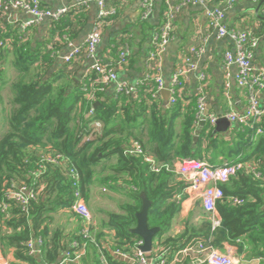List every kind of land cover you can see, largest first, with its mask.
Here are the masks:
<instances>
[{"label":"trees","instance_id":"trees-1","mask_svg":"<svg viewBox=\"0 0 264 264\" xmlns=\"http://www.w3.org/2000/svg\"><path fill=\"white\" fill-rule=\"evenodd\" d=\"M85 23L84 7L75 5L59 20H52L58 40L34 48L26 41L25 31L2 26L0 21L1 124L6 128L0 135V253L12 250L11 264L58 262L72 242L85 241L83 220L73 210L75 189L87 203L97 185L125 195L127 200L121 203L120 211L106 212L107 220L100 228L91 226V235L105 244L99 242L100 250L86 241L88 256L93 258L89 264H103L100 253L109 264H126L117 260L112 250L135 253L142 237L131 229L137 225L142 195L152 202L149 226L159 227L150 253L166 252L171 259L176 251L203 240L221 250L226 243L233 244L240 254L261 257L260 264H264V132L257 135L255 129L244 125L215 134L208 122H196L198 95L184 107L178 85L175 101L163 105L155 93L158 83L154 70L139 84L137 98L117 90L109 96L107 88L101 89L102 83H97L100 75L94 70L76 82L66 68H54V62L58 42L64 35H77V27ZM117 47V58L110 67L119 66L122 45ZM9 54L18 75L11 82V101L6 103L1 91L8 84L5 63ZM96 121L102 122L100 131H95ZM255 125L264 128V117ZM132 141L142 144L143 154L125 153ZM56 153L67 160L60 165L44 161ZM146 156H152L154 164ZM190 159L213 165L253 160L260 175L241 172L220 183L224 195L216 204L218 226H213L200 205L203 218L199 223L188 219L180 233L168 235L187 194V183L175 170L174 161ZM154 165L161 168L155 170ZM72 169L79 176L78 185L68 175ZM22 186L37 191L27 209L9 198L12 189ZM60 212L77 219L74 231L55 226V215ZM37 239L41 240L39 252L32 254L29 242Z\"/></svg>","mask_w":264,"mask_h":264},{"label":"crops","instance_id":"crops-1","mask_svg":"<svg viewBox=\"0 0 264 264\" xmlns=\"http://www.w3.org/2000/svg\"><path fill=\"white\" fill-rule=\"evenodd\" d=\"M80 1L82 0H40L43 7L52 11L63 8L70 9ZM86 1L88 2V6H84L86 23L80 29L79 26L77 27L79 30L77 35L74 37L64 35L62 40L58 42L60 48L55 58L54 68L64 67L77 80L76 82H82L90 72L94 59L83 53L74 55V52L77 48H84L88 34L95 24H98L102 33V40L97 48L98 57L106 61H114L119 50L117 46L119 44L122 46L127 45L129 48L128 60L117 67L119 79L136 85L141 83L145 76L154 70L153 74L160 75L164 83V89L158 90L157 93L163 105L168 106L170 104L171 94L169 88L173 85L175 73L181 68H188L187 58L191 59L192 67L189 68V72L180 78V84L178 85L184 107L191 103L193 96H199L201 93L206 97L207 110L215 114H221L230 109L242 111L247 105V94L238 87L236 82L237 66L230 65L228 67L225 64V52L234 50V43L228 37H218V28L208 16L207 11L214 7L223 9L224 23L228 27L247 30L258 37L259 43L254 51L253 66L255 69L264 70V0H204L203 3L190 5H180L179 0H153L152 10L148 16H145L144 0H106V7L109 9L114 8L116 13L99 21L97 19L100 12L99 4L94 0ZM1 13L0 21L4 23L1 25L25 31L26 41L29 40L34 48L45 42L50 43L58 40V35L54 33L51 25L52 20L48 18L35 22L30 14L21 10L11 9ZM168 14L172 15L173 20L171 38L164 46V50L157 54L155 34ZM193 49H198L200 52L194 54ZM155 54L157 56L156 60ZM68 57L71 58V62H68ZM154 66L156 69L160 67V70L157 69L156 71ZM201 74L205 77L203 80L200 78ZM201 86L203 89L200 91ZM114 92V85L106 89L109 96L113 95ZM262 94L264 96V90ZM215 126H213L214 129ZM231 127L233 126H230L228 130ZM227 131L220 133L225 134ZM179 162V160L174 161V168L177 167ZM99 189L97 191L96 185L92 189V193L93 191L102 192V189ZM103 190L109 191L108 189ZM111 192L114 199H123L118 193ZM100 202H105L106 206L96 208L92 199L87 202L95 208L91 225L96 228H100L101 224L107 220L106 212L111 211L108 208V198H102ZM200 205L199 198L186 194L182 200V209L174 218L168 235L180 233L188 219L190 222L199 223L203 218ZM119 206H116L117 211ZM61 222L62 227L71 232L78 225L77 219L70 217L69 214L62 217ZM83 223L86 226L84 221ZM107 248L110 249V247ZM230 249H234L238 264H260L262 260L261 257H249L248 253L240 254L237 246L229 243L225 244L223 251ZM121 251L125 252L126 250ZM125 253L130 254L128 251ZM160 253H157V251L156 253H148L147 257L150 262H154ZM85 254L87 255L83 259L74 264L92 263L93 258L90 259V256H88V250ZM112 254L119 261L133 264V259L130 257L116 254L115 250H112ZM13 259L12 250L7 249L0 253V262L3 264H11ZM105 260L103 254L100 253V261L106 264ZM186 262L188 264H203L196 257L188 259Z\"/></svg>","mask_w":264,"mask_h":264},{"label":"built area","instance_id":"built-area-1","mask_svg":"<svg viewBox=\"0 0 264 264\" xmlns=\"http://www.w3.org/2000/svg\"><path fill=\"white\" fill-rule=\"evenodd\" d=\"M100 6V12L98 14V21L103 20L116 13L114 8L106 7V0H94ZM152 1L153 0H144L143 6L145 8V16H148L152 10ZM230 1V0H227ZM204 0H179L180 5H190L203 3ZM79 6H88L86 0L78 2ZM21 10L30 14L33 17V21H41L43 19L50 20H59L63 14H65L69 8H63L58 11H52L42 6L40 0H0V13L7 12L9 10ZM208 16L212 19L214 25L218 28V37H228L234 43V50H227L225 52V64L229 67L230 65H236L238 72L236 75V82L238 87L243 89L248 97V103L242 111L230 109L221 114H215L208 112L206 114V97L203 93L199 94L197 102V123L208 122L212 126L216 125V122L220 118H226L231 126H248L251 129H255L257 135H261L264 132L262 126H256L255 123L259 122L261 118L264 117V70L255 69L253 66V57L254 51L258 46L259 40L258 37L252 34L247 30L230 28L224 23V11L219 7H214L211 10L207 11ZM173 28L172 15L168 14L164 23L160 29L155 34V45L157 46V54H160L164 50V46L168 43L171 38ZM102 40V33L98 24H95L94 28L88 34L86 43L83 49L77 48L74 52V55H81L82 53L94 59L91 66V70H94L98 75H100L97 83H102L103 88H108L111 85H114L115 90L125 92L126 94H131L133 97H138L140 92L138 89L139 84L133 85L126 80H120L118 76L117 68L110 67L112 63L104 60L97 55V48ZM83 50V51H82ZM194 54H198L200 50L193 49ZM129 54V48L127 45H123L120 50V58L118 65L125 63V57ZM157 56L155 54V60ZM68 62L71 61V58L68 57ZM188 68L179 69L174 76V81L172 87L169 88L170 91V102L175 101V85L180 84V78L183 77L189 68L192 67L191 59L187 58ZM160 70V67L156 69ZM158 90L164 89V83L160 75H155ZM150 78V74L145 76V79ZM200 78L203 80L205 77L201 74ZM202 86L200 87L201 91ZM155 95V94H154ZM93 112V109L90 110V113ZM102 122H95V131H100L102 128ZM251 137V134L248 135ZM125 153L129 154H143L144 148L142 144L138 141H132L129 146L125 149ZM64 158V159H62ZM61 154L56 153L54 155H48L44 161H48L53 164H62V161H66L67 158ZM146 160L154 164V159L152 156H146ZM43 169V166L41 167ZM155 170H159L161 167H153ZM177 173L186 181L185 191L187 194H191L194 197H197L201 201V205L204 210L208 213V218L212 221L213 226L216 227L220 224V216L217 211V201L220 200L224 191L221 187V182L228 181L231 177L236 176L241 172L251 173L259 176L260 172L258 170V164L256 161H237V162H224L221 165H213L212 163L201 160V159H190L180 161L177 167L175 168ZM68 175H71L75 180V184L79 183V176L72 169ZM37 191L33 188L27 186H22L19 189H12L9 192V198H13L18 201L24 209H27V206L31 199L36 198ZM76 202L73 206V210L77 213L82 220L85 222L86 226L82 229V235L85 241L79 243L74 241L71 243V249L64 252L63 257L56 263L53 264H74L80 261L82 255L86 251L87 240L95 243L100 250V244L94 236L90 233L91 224L93 223V217L89 210L87 203L80 190L75 189ZM238 201V200H236ZM101 244H105L100 242ZM143 243V240H139L135 246V253L128 254L122 252L119 249L115 250V253L122 254L124 257H130L133 259V264H175L183 263L188 259L196 257L200 262L206 264H238V258L234 249L228 251H223L219 248L208 244L203 240H197L192 244L176 251L173 254L172 259H168L165 252L160 253L157 256V260L150 262V259L147 257L148 253L143 252L139 246ZM41 244V240H31L29 242L30 253L35 254L39 252L38 245ZM105 262L108 263L107 260ZM106 263V264H107ZM0 264H3L0 262Z\"/></svg>","mask_w":264,"mask_h":264},{"label":"rangeland","instance_id":"rangeland-1","mask_svg":"<svg viewBox=\"0 0 264 264\" xmlns=\"http://www.w3.org/2000/svg\"><path fill=\"white\" fill-rule=\"evenodd\" d=\"M11 50H9L8 52H10ZM10 57H12V55L11 54H9V57L7 56V60L8 61H6V63H5V68H6V71H5V78L8 80V84L5 86V87H3V89H2V91H1V93L4 95V99H5V101H6V103H9L10 101H11V97L13 96L12 95V91H11V82L12 81H14L15 79H17V75H18V73H17V71L14 69V67L12 66V64H11V58ZM10 81V82H9ZM1 107L2 106H0V135L5 131V127L4 126H2V112H1ZM9 107H10V105H9ZM94 188V187H93ZM99 188H101L102 189V192L101 191H99V193L97 192L98 191V189ZM100 190V189H99ZM97 191H93V193H92V195H91V199H92V202L94 203V207H96V208H101L102 206H106V203L105 202H100L101 201V199L103 198H108V200H109V205H108V208H110L111 209V211H117V209H116V206L118 205H120L121 203H123L125 200H127V197L125 196V195H121V194H119L120 196H122V200H120V199H114V196H113V193L109 190L108 192L107 191H104L103 190V187L102 186H97ZM103 194V195H102ZM108 194H110L111 196L109 197V195ZM112 197V198H111ZM124 200V201H123ZM87 205H88V207H89V210H90V212H91V214H94V212H93V210L95 209V208H93V206H91V204L89 203H87ZM119 210H121L120 209V206H119V208H118V211ZM65 215H67V214H64V213H62V212H60V213H57L56 215H55V226H62V222H61V220H62V217H65ZM102 216V215H101ZM107 217V216H106ZM105 218V217H104Z\"/></svg>","mask_w":264,"mask_h":264},{"label":"water","instance_id":"water-1","mask_svg":"<svg viewBox=\"0 0 264 264\" xmlns=\"http://www.w3.org/2000/svg\"><path fill=\"white\" fill-rule=\"evenodd\" d=\"M208 112L209 110H206V114H208ZM202 124H204V122H202ZM230 126L231 124L226 118H220L216 122L214 133L226 132ZM197 139L198 136H195V140ZM151 203L152 202L145 195H142V208L141 211L137 213V225L131 229L133 233L142 237L143 243L139 248L145 253H150L153 250L154 237L159 231L158 226L150 227L148 224V210Z\"/></svg>","mask_w":264,"mask_h":264}]
</instances>
